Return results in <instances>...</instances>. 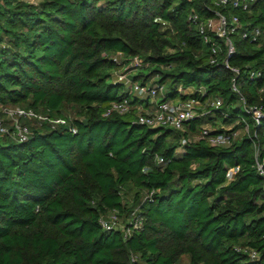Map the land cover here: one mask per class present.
Listing matches in <instances>:
<instances>
[{
	"label": "trees",
	"instance_id": "trees-1",
	"mask_svg": "<svg viewBox=\"0 0 264 264\" xmlns=\"http://www.w3.org/2000/svg\"><path fill=\"white\" fill-rule=\"evenodd\" d=\"M214 2L0 0V106L67 118L72 104L78 115L67 118L75 133L43 123L30 125L23 142L0 136V264H178L184 256L189 264H264V174L256 168L258 161L264 173V0H247L245 9ZM216 12L238 16L227 58L238 73L223 66V40L199 31ZM253 28L256 39L241 37ZM116 53L157 66L164 100L223 103L184 131L138 124L135 108L105 115L112 101L148 102L113 79ZM240 95L260 109L258 123ZM217 121L236 124L215 132L248 131L224 147L192 140ZM181 137L191 140L180 148ZM136 206L144 224L129 239L101 228V214L117 209L124 219Z\"/></svg>",
	"mask_w": 264,
	"mask_h": 264
},
{
	"label": "built area",
	"instance_id": "built-area-1",
	"mask_svg": "<svg viewBox=\"0 0 264 264\" xmlns=\"http://www.w3.org/2000/svg\"><path fill=\"white\" fill-rule=\"evenodd\" d=\"M215 6L231 5L234 8L247 7V0H215ZM192 20H197V15L190 16ZM239 24L238 16L230 14L228 17L222 12H216L214 18H209L205 21H200L197 25L199 31L212 32L216 37L223 40L225 47L226 59L223 61V66L234 73H238V69L229 65L228 59L235 51L234 44L230 37L231 33L236 32ZM260 34L258 28L251 30H242L240 35L243 38L250 37L251 40L256 39ZM211 51L213 54H217L220 51L219 45L211 44ZM121 55L120 53H116ZM122 56V55H121ZM113 60L116 59L113 57ZM215 59L212 58L211 62ZM258 73L250 72L249 77L253 78ZM117 82H122L129 91L132 92L140 99H146V103L131 104L128 98H124L119 101H112L106 108L105 115L112 112L124 114L131 109H136L135 121L138 124L145 125L147 127H166L172 128L176 131H184L187 128L189 120L196 116H205L210 111H215L221 107L223 101L220 97H210L204 101L199 98H173L164 100L165 88L160 84L141 85L139 83L126 80L124 75H117ZM232 90L238 93V89L235 85L234 79L231 83ZM177 91L180 94L198 93L200 96L205 94L204 87L194 88L178 87ZM240 100L243 104V110L246 115H249L256 123L262 116V113L258 107L248 106L245 104V99L240 95ZM0 136L9 138L14 142L25 141L31 133L30 122H34L37 125L43 123L49 125L51 128L57 126H67L68 120L64 117H49L36 112L32 108H25L21 106H0ZM240 121H245L243 118ZM69 130L72 133L76 132V128L73 125H68ZM246 132L248 131L247 124L243 127ZM193 138V136H192ZM237 138V131L227 133L225 131L215 132L213 127L202 126L200 130L194 135L192 140L203 139L212 146L224 147L230 145ZM191 139L181 137L179 147H183ZM157 162H163L161 157H157ZM256 168L259 174L263 175L262 164L256 161ZM239 170V166L230 167L227 169L226 177L231 179L235 172ZM153 191L145 195V199L151 197ZM101 228L105 231L120 230L121 237L125 241L129 239L134 233L139 232L143 228L144 216L140 213L139 206L134 207L124 219L121 218L120 212L117 209H112L101 214L98 220ZM131 262L136 260L135 255H130Z\"/></svg>",
	"mask_w": 264,
	"mask_h": 264
},
{
	"label": "rangeland",
	"instance_id": "rangeland-1",
	"mask_svg": "<svg viewBox=\"0 0 264 264\" xmlns=\"http://www.w3.org/2000/svg\"><path fill=\"white\" fill-rule=\"evenodd\" d=\"M116 59L117 68L112 70L113 79H117V75H124L126 80L133 81L136 83L141 84L144 80V84L141 85H152L157 84V81L159 79V73L153 72L156 70L157 66L150 65L149 63H144L140 58L137 56L124 58L121 55L115 54L113 56ZM136 76L135 79H133ZM1 114V113H0ZM63 114L70 120L78 118V115L76 114V107L72 104H68L65 107V111ZM83 115V114H82ZM1 117V116H0ZM84 118V117H83ZM236 123L223 125L220 123V121H217L216 123H205L204 126L206 127H224L225 129L232 128ZM31 126L37 125L34 122H30ZM244 133H246V130L243 128L242 130L237 131V138L242 136ZM192 137V136H191ZM194 138V135H193ZM254 156H258V148H254ZM258 162V161H257ZM260 163V162H259ZM135 189L127 185L123 187V192L125 193V198L130 199L134 193ZM178 264H189L188 258L184 256L181 261Z\"/></svg>",
	"mask_w": 264,
	"mask_h": 264
},
{
	"label": "crops",
	"instance_id": "crops-1",
	"mask_svg": "<svg viewBox=\"0 0 264 264\" xmlns=\"http://www.w3.org/2000/svg\"><path fill=\"white\" fill-rule=\"evenodd\" d=\"M0 116H1V114H0ZM217 127V126H216Z\"/></svg>",
	"mask_w": 264,
	"mask_h": 264
}]
</instances>
